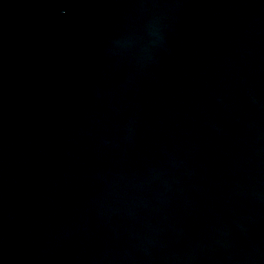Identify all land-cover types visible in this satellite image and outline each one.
I'll return each instance as SVG.
<instances>
[{
  "label": "water",
  "instance_id": "water-1",
  "mask_svg": "<svg viewBox=\"0 0 264 264\" xmlns=\"http://www.w3.org/2000/svg\"><path fill=\"white\" fill-rule=\"evenodd\" d=\"M0 264H264V0H0Z\"/></svg>",
  "mask_w": 264,
  "mask_h": 264
}]
</instances>
